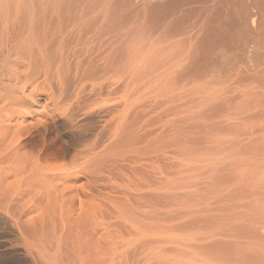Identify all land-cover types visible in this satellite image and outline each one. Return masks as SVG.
I'll return each instance as SVG.
<instances>
[{"label": "bare ground", "instance_id": "6f19581e", "mask_svg": "<svg viewBox=\"0 0 264 264\" xmlns=\"http://www.w3.org/2000/svg\"><path fill=\"white\" fill-rule=\"evenodd\" d=\"M0 264H264V0H0Z\"/></svg>", "mask_w": 264, "mask_h": 264}]
</instances>
